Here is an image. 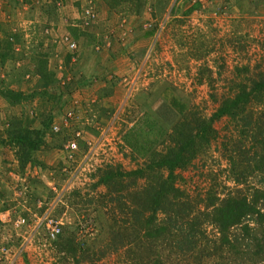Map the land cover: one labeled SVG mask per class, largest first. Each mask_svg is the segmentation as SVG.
Instances as JSON below:
<instances>
[{"label": "rangeland", "instance_id": "obj_1", "mask_svg": "<svg viewBox=\"0 0 264 264\" xmlns=\"http://www.w3.org/2000/svg\"><path fill=\"white\" fill-rule=\"evenodd\" d=\"M263 39L264 0H0V264H127L107 250L98 170L142 167L170 94L209 116ZM201 160L184 176L221 182L223 159Z\"/></svg>", "mask_w": 264, "mask_h": 264}, {"label": "trees", "instance_id": "obj_2", "mask_svg": "<svg viewBox=\"0 0 264 264\" xmlns=\"http://www.w3.org/2000/svg\"><path fill=\"white\" fill-rule=\"evenodd\" d=\"M239 41L233 50L246 49ZM260 47L257 63L228 71L226 92L210 91L209 116L170 94L172 118L161 123L158 143L147 140L155 147L142 167L98 170L107 250L131 251L127 264H264V39ZM14 139L29 150L39 144L25 135ZM205 157L224 161L226 176L221 183L212 174L199 189L184 172H196Z\"/></svg>", "mask_w": 264, "mask_h": 264}, {"label": "built area", "instance_id": "obj_3", "mask_svg": "<svg viewBox=\"0 0 264 264\" xmlns=\"http://www.w3.org/2000/svg\"><path fill=\"white\" fill-rule=\"evenodd\" d=\"M85 23L87 24V21H86V20H85ZM69 47H70V48H74V43H70ZM70 115H71V113L68 112V116H70ZM52 130H53L54 132H58V131H59V127H58V125H53ZM65 147H67V146H65ZM4 219H6V220H10V221H12L14 224H18V223L20 222L19 219H16L15 217H13L12 214L9 213V212H6V213L4 214ZM58 232H59V227H57V225L52 226L51 229H50V231H49L50 236H52V237H54Z\"/></svg>", "mask_w": 264, "mask_h": 264}]
</instances>
